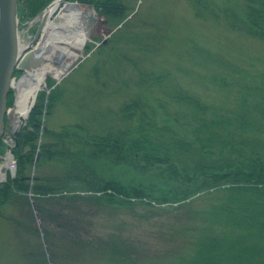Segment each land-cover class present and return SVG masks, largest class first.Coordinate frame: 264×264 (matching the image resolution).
I'll return each mask as SVG.
<instances>
[{
	"label": "trees",
	"instance_id": "obj_1",
	"mask_svg": "<svg viewBox=\"0 0 264 264\" xmlns=\"http://www.w3.org/2000/svg\"><path fill=\"white\" fill-rule=\"evenodd\" d=\"M48 1L17 0V4L21 2L23 13L31 16ZM78 1L92 3L99 14L110 19L122 20L129 14L123 0ZM191 4L199 16V5ZM242 9L241 28L264 38V0H243ZM93 16L92 9L71 4L58 8L52 18L81 32ZM227 66L232 77L218 80L222 86L237 84L231 93L234 107L208 105L181 89L152 93L154 101L150 102L148 86L159 85L166 74L139 73L141 92L124 101L117 111L128 125L118 132L89 133L84 138L66 128L42 129L39 115L45 98H36L17 143L8 146L0 140V156L9 147L15 159L14 174L7 172L0 181V205L7 201L15 205L17 213L9 219L18 232L27 228L34 236H41L38 248L24 244L26 257L33 264H94L97 258L112 262L118 255L125 258L120 255L116 236L104 229L106 223L98 208L144 202L145 198L147 203L176 202L223 184L219 188L225 195L209 207L208 214L220 215L225 234L220 238L212 230L200 231L203 234L182 264H214L216 257L227 259L225 264H264V244L259 242L264 238V74L256 79L257 72L251 68L229 62ZM19 72L15 68L13 74ZM143 79L149 81L145 86H141ZM162 95L169 101L162 100ZM55 98L52 89L46 112ZM11 103L10 89L7 105ZM74 132L80 137L74 139ZM42 134L68 139L78 147L49 146L47 141H39ZM37 153L39 160L57 156L66 160V172L57 178L30 175L28 170ZM94 159L126 163L138 171L156 167L160 180L134 184L112 175L105 177L97 173ZM37 218L39 224L34 225ZM21 240L27 242L23 237ZM216 247L222 248V253Z\"/></svg>",
	"mask_w": 264,
	"mask_h": 264
},
{
	"label": "rangeland",
	"instance_id": "obj_2",
	"mask_svg": "<svg viewBox=\"0 0 264 264\" xmlns=\"http://www.w3.org/2000/svg\"><path fill=\"white\" fill-rule=\"evenodd\" d=\"M123 1L129 12L126 17L110 19L93 6L94 16L89 25L81 32L77 30L79 35L70 41L74 48L64 46L57 51L54 66L46 75V85L35 97L37 100L45 98L39 115L42 129L63 131L62 128H66L84 138L89 133L118 132L125 128L128 124L119 118L118 107L141 92L142 88L137 85L141 81L139 73L166 74L159 85L148 86L150 102L154 101L152 93L181 89L197 95L208 105L225 109L235 106L231 93L237 90L235 83L225 86L219 83V77H232L228 74L227 62L251 68L257 72L256 79L263 78L264 38L241 28L243 0ZM192 1L199 5V16L191 7ZM22 7L20 2L18 32L20 41L25 43L33 36L38 22H30L37 12L29 16L23 13ZM52 20L66 26L58 19ZM24 79L23 74L14 81L19 84ZM147 82L143 79L141 86ZM52 89L56 91V98L46 112ZM11 90L12 103L7 105L8 109L15 103L17 91L15 86ZM161 98L169 101L164 95ZM5 125L9 135L12 127L9 115ZM78 134L74 132L71 136L75 139L80 137ZM39 141H47L49 146L57 148L78 147L68 139L50 134H42ZM38 157L37 153L34 164L29 167L30 175L57 178L67 170L68 162L58 156L41 160ZM6 162V154H3L0 164L4 166L0 171L10 172L5 167ZM92 164L99 175H112L134 184L160 180L156 167L138 171L126 163L112 160L105 163L99 159L92 160ZM219 186L223 184L206 187L176 202L152 200L147 203L145 198L144 202L98 208L106 223L104 229L116 236L119 250L125 254L120 255L125 258L118 255L113 262L97 258L94 264H182L193 252L194 241L206 230H212L220 238L225 234L220 215L208 214L209 207L225 195V190ZM16 213L13 203L7 201L0 205V264H33L24 254V244L31 249L38 248L41 236H34L27 228L18 232L9 219V215ZM37 224L34 221V225ZM259 242L264 244V238ZM219 247L215 250L222 253ZM226 260L216 257L214 264H225Z\"/></svg>",
	"mask_w": 264,
	"mask_h": 264
},
{
	"label": "water",
	"instance_id": "obj_3",
	"mask_svg": "<svg viewBox=\"0 0 264 264\" xmlns=\"http://www.w3.org/2000/svg\"><path fill=\"white\" fill-rule=\"evenodd\" d=\"M71 4L82 5L92 10L94 9L91 3L83 1L50 0L31 18V23L35 21L38 22L37 27L30 40L23 43L20 41L18 32L19 18L17 0H0V140L15 145L17 143L18 133L26 121V118L21 119L18 124L11 125V137H7L3 134L4 120L8 115L7 93L12 88L11 82L18 80L21 75L27 73L28 69H32L36 60L38 61L40 59L43 51L40 40L42 38V26L45 20L49 16H52L57 8ZM50 7L52 9L48 12ZM15 68L21 70L17 76L13 75ZM4 179L5 172H0V181ZM36 221L39 224L38 218Z\"/></svg>",
	"mask_w": 264,
	"mask_h": 264
},
{
	"label": "bare ground",
	"instance_id": "obj_4",
	"mask_svg": "<svg viewBox=\"0 0 264 264\" xmlns=\"http://www.w3.org/2000/svg\"><path fill=\"white\" fill-rule=\"evenodd\" d=\"M51 9L50 7L48 12ZM52 16H49L42 26L40 45L43 51L40 59L36 60L32 69H28L27 73H24L25 79L23 81L19 84L16 81L11 82L12 87L15 86L17 90L13 108L8 109L12 125H16L21 119H25L29 108H31L36 100L35 97L38 90L45 87L46 75L51 72L54 66V57L57 51L64 46L74 48L70 41L79 34L77 29L67 25L65 27L60 25L52 20ZM14 112L16 113L14 114Z\"/></svg>",
	"mask_w": 264,
	"mask_h": 264
},
{
	"label": "built area",
	"instance_id": "obj_5",
	"mask_svg": "<svg viewBox=\"0 0 264 264\" xmlns=\"http://www.w3.org/2000/svg\"><path fill=\"white\" fill-rule=\"evenodd\" d=\"M15 166V162H14V159L10 158L9 159V163H8V168H13Z\"/></svg>",
	"mask_w": 264,
	"mask_h": 264
},
{
	"label": "flooded vegetation",
	"instance_id": "obj_6",
	"mask_svg": "<svg viewBox=\"0 0 264 264\" xmlns=\"http://www.w3.org/2000/svg\"><path fill=\"white\" fill-rule=\"evenodd\" d=\"M78 35H79V34H78ZM78 35H77V36H78ZM21 128H22V127H21ZM6 133L8 134V130L6 129L5 120H4V133H3V134H4V135H7ZM10 134L12 135L11 132H10ZM10 134H9V135H10Z\"/></svg>",
	"mask_w": 264,
	"mask_h": 264
}]
</instances>
